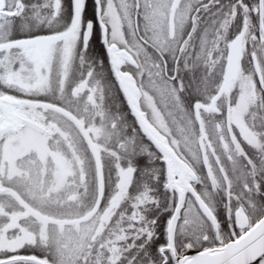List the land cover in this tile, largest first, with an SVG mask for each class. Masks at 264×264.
<instances>
[{"label":"trees","instance_id":"16d2710c","mask_svg":"<svg viewBox=\"0 0 264 264\" xmlns=\"http://www.w3.org/2000/svg\"><path fill=\"white\" fill-rule=\"evenodd\" d=\"M9 2L21 6L29 14L40 5L39 0ZM60 2L61 12L64 5L68 7V23L71 0ZM60 19V16L55 17L56 22ZM7 20L0 33L20 36L19 27L23 24L18 19ZM45 33L41 31L39 34ZM79 35L74 61L63 74L64 79L61 72L55 73L47 86L30 95L8 87L4 89L7 96L18 101L37 103L56 111L60 122L67 127H77L79 120L83 125L84 122L89 124L86 129L94 126V129L103 130L100 136L104 141H99L97 146L101 174H98L96 159L88 143L84 139L76 143L74 139L73 133L79 135L81 131L72 130L67 137L65 131H56L52 146H57V140L62 143L63 135L69 139V147L60 149L61 154L77 168V173H72L71 178L76 185L68 188L65 184L61 192H53L50 190L53 176L46 174L44 178L41 171L46 168L40 162V167L34 166L32 159L24 160L11 172L16 190L12 191L9 182L0 178L6 188L0 197V262L35 258L49 264H162L160 251L167 245V226L176 197L166 190V170L161 155L142 135L115 80L102 45L93 0H89L86 7ZM18 39L23 38L20 36ZM13 53L17 54L15 50ZM11 56L20 64L14 54ZM6 57L10 58V55H0L2 69L5 68ZM1 85L0 92L3 89ZM190 94L184 92L182 95L187 109L196 100ZM252 118V131L259 137V147L248 144L241 137L228 139L226 132L220 133L215 127L211 138L213 146L206 149L209 157L198 153L193 160L174 148L197 174L196 190L219 223L217 234L205 220L212 237L201 234L195 237L199 244L197 250L217 245L216 239L220 237L227 239L222 236L221 220L227 197L234 200L233 208H243L247 214V208L253 206L260 211V217L264 216V112ZM32 120L42 124L37 117ZM80 127L83 129L84 126ZM199 130L198 126L195 127V131ZM206 164L216 171L214 173H222L218 175L222 180L221 187L211 189V181L204 175ZM206 188L223 205L218 204L215 208L209 204L203 195ZM183 215L179 227L184 220ZM63 222L68 224L67 229L62 228ZM229 225L227 235H231L229 240H233L238 236V230L231 222ZM61 229L65 233L70 230L73 237H63ZM30 235H34L36 241L27 243L25 240Z\"/></svg>","mask_w":264,"mask_h":264},{"label":"rangeland","instance_id":"374dc122","mask_svg":"<svg viewBox=\"0 0 264 264\" xmlns=\"http://www.w3.org/2000/svg\"><path fill=\"white\" fill-rule=\"evenodd\" d=\"M60 1L61 0H39L40 5L32 9L29 14L26 13L25 9L21 8V6H16L17 4H14V2L11 3L9 0H0V12L15 15L14 20L18 19L21 24H23V26L21 25V27H19V34L23 39H30L43 35L39 34L41 31L42 33L47 32L44 35H54L67 32L70 29L73 18L72 0L70 7L71 19L68 23H66L68 7L64 5V10L61 12L62 6ZM93 1L95 3V0ZM172 3L173 0H100L103 9V23L108 29L110 44L112 43L118 46L121 50L129 51L138 64L136 68L130 67L126 71H130L131 74L133 73L132 75L135 77L139 88L142 90V111L146 113L148 120L158 131L160 129L170 138L172 144L170 140H168L170 145L172 147L174 146L173 149L176 148V150L188 155L193 160H196V155L198 153L205 156L206 149H210L209 147L213 146L211 139L213 136L212 133L215 127L219 126L222 128L219 129L221 131L220 133L226 132L225 135L229 137L228 139L241 137V139L248 144L259 147V137L252 131L251 122L253 119L252 117L257 114V110H264V88H261L262 90L258 93L259 89H257L255 82H252V79L246 72L243 76L242 84L240 85L239 94L221 103L220 109L222 111L223 121L214 123L215 125H213L212 122H210L211 118L205 117L203 125L199 128L200 130L195 131L197 124L193 113L194 103L199 101L205 104L207 103L208 105L218 92V89H220L219 87H221L222 67L211 64L210 58L207 62L206 58V54L208 55L211 52L212 55L214 54V49L209 51L208 40L213 36L217 37L219 33H208L202 36V41L199 46L197 45L198 57H194V46L188 42L189 40L186 41V47L181 53V44L176 41L174 43L171 37L172 35L169 32V14L163 19L158 18V12L161 9H166V4ZM58 16H60L61 19L56 22L55 17ZM135 16L139 17V22H142L143 25L147 24L158 30L157 35H148L147 32H144V35H147L163 54L168 65L169 77H173L176 72V82L172 83L166 79L162 61L155 57L153 58L150 53L142 48L140 42L137 40L133 27ZM7 19L11 18L4 16L0 18V30H3L2 26L8 22ZM184 20L183 17H180L177 19V24H180ZM160 24L164 28L162 31L158 28ZM214 24L218 27L220 26L219 21L214 22ZM215 28V25L212 26L213 32ZM79 34L80 31L69 43L61 44L53 48L47 67H42L38 63H27L21 56L20 50L16 49V42L21 40L18 39L20 36L16 34L5 35L0 33V55H10V58L6 57L4 70L1 65L3 62L0 63V83L3 89L8 87L7 89L11 88L12 90L30 95L37 93L43 87L47 86L51 80V76H55V73L61 72L62 78L63 74L68 71L71 63L74 61V54L76 53L75 48L80 38ZM159 35L161 36L159 37ZM217 40V43L220 44L221 41L219 38ZM14 50L17 54L13 53ZM13 54L18 58L20 64L12 60L13 57L11 55ZM176 62L178 63L177 67L174 66ZM125 69L126 67L124 70ZM3 89L0 92V99L9 97L16 100L11 96H7V92L5 89L3 91ZM184 92H190V95L196 98V100L191 103L190 109H187V107L185 108V104L183 103L182 95ZM18 103L17 112L36 126L24 123L17 134L0 140V178L9 182V187L12 191H14L16 185L14 181H12L11 172L17 165H21L24 160L28 161L31 159L34 161V166L38 165V167H40V162L43 168H46L41 171L44 178L47 177L46 174L50 177L53 176V183L50 182V190H53V192H61V188L65 184H68V188L73 184H77L71 180L72 173H77V168L74 167L73 164H70V160L67 157L61 154L62 151L60 149V147L63 146L64 148L69 147L70 142H68L69 139L66 137L72 130L81 131L79 135L73 131L74 139L76 143L79 142L80 139H84L88 143L96 159L98 174H101L98 164L97 146L99 141H104V137L102 140V136H100L103 130H99L98 128L94 129V126H91L90 129H86V126L88 127L89 124L84 122L83 125L79 120H77V127L72 129V127H67V125L60 122V118L56 111H50L46 106L24 101H18ZM36 117L37 121L42 124L38 125L32 120ZM1 119L2 121H0V124H3L5 122L3 115ZM59 123H61V125ZM80 126H84L83 129ZM257 127L260 128L261 126L258 125ZM56 131H65L66 137L63 135L61 139L64 142L62 141V143L57 140L58 144L54 147L52 146V140L56 137L54 135ZM73 160H76L75 157ZM75 164L81 169L78 163ZM214 172L216 171L210 169V165H205L204 175L210 179L211 189L222 186V180L219 178L222 173L216 174ZM0 184L3 186L2 181ZM203 193H205L203 195L206 196L205 198L209 201L208 203L213 207L217 208L216 206L218 204L223 205L219 199H216L212 195L208 188L204 189ZM227 198V202H224V214L221 216V220H223L222 236L227 239L223 237L218 238V240L216 239L217 245L230 241L229 237L231 235H227V231L231 227L229 225L230 222L236 227L235 214L238 208H233L234 200L229 197ZM194 203L195 201L191 199V196H188L182 212V215L184 214V220L181 223V227H179V221L176 229L177 232L179 227L180 237L177 240L179 255L187 254L190 251H198L196 246H199V244L195 237H198L200 234L206 237L211 236L210 229H208L205 223L207 219L200 212L196 203ZM247 210L250 212H247V214L248 216L250 215L253 222L261 218L259 216L260 211L256 209V207L250 206ZM226 220H229V222ZM67 225L66 222H63L62 228L65 227V229H67ZM59 231L63 233V237L65 238L66 236L69 239V236L73 237L70 230L66 231L67 234L62 231V229ZM83 233V235H85V230ZM25 241L27 243H32L36 240L34 239V235H30V238L28 236ZM51 241L56 242L53 239ZM83 241L84 239L82 238V242ZM211 241H213V238ZM164 255L168 257V263L172 264L169 253L165 252Z\"/></svg>","mask_w":264,"mask_h":264},{"label":"water","instance_id":"95a60500","mask_svg":"<svg viewBox=\"0 0 264 264\" xmlns=\"http://www.w3.org/2000/svg\"><path fill=\"white\" fill-rule=\"evenodd\" d=\"M87 0H72L73 18L70 29L67 32L37 36L32 39L17 42L16 48L22 51L25 61L38 63L45 67L48 62L50 51L55 46L68 43L78 32ZM97 16L101 30L102 44L112 67V71L118 87L125 99L131 115L135 119L142 135L161 155L162 163L166 170V190L176 196V205L167 227V247L161 250L164 256L168 252L174 264H259L264 260V216L254 225H250L248 216L241 208L235 215L236 226L242 233L240 236L226 244L209 247L200 251H190L179 255L175 250L176 229L188 196H191L198 206L200 212L218 232V221L204 200L196 192L194 184L198 177L191 167L183 161L170 145L168 138L161 134L148 120L146 113L141 109L142 92L134 76L124 71L127 66L136 68L138 66L134 57L126 50H121L116 45H110L108 40V29L102 22V8L100 0H97ZM243 58L242 37H237L229 45L228 64L225 77L219 92L215 95L210 105L202 103L194 104V117L199 126H202V113L210 114L218 111V103L224 96L234 93L238 83L240 64ZM255 70L260 83L263 85V77L260 67L255 59ZM18 101L11 98L0 100V111L4 117V123L0 124V139L9 134H17L22 124H33L23 118L18 112ZM0 121L2 119L0 118ZM36 126V125H32ZM5 190L0 184V196ZM167 262L166 256H164ZM17 262H29L33 264H49L35 258H14L2 261L0 264Z\"/></svg>","mask_w":264,"mask_h":264},{"label":"flooded vegetation","instance_id":"af4514ba","mask_svg":"<svg viewBox=\"0 0 264 264\" xmlns=\"http://www.w3.org/2000/svg\"><path fill=\"white\" fill-rule=\"evenodd\" d=\"M96 1L97 0H95V7L97 6ZM88 3L89 0H87L86 6ZM166 5V9L164 8L165 10L161 9L158 12V18L163 19L169 14V32L172 35L171 37L173 38L174 43L176 41L181 44V53L186 47V41L189 40L188 42L194 46V57H198L199 55L197 52V45L199 46L200 42L202 41V36L208 33H219L220 36H213L208 40L209 51L214 49V54L212 55V52L208 55L206 54V58L207 62L210 58L211 64L222 67L223 73L221 84L223 83L226 66L228 64L229 45L237 37H242L243 58L240 64V73L236 90L233 94L224 96L221 99L218 104V111L216 113H202V125L204 123L205 117L211 118L210 122L213 124L215 122L219 123L223 121V115L220 109L221 103H223L226 99L233 98L239 94L240 85L242 84L241 82L244 78V74L247 73L252 79V82H255V86H257V89H259L258 93L260 90H262L261 88H264V84L261 86L255 70L256 59L260 67L264 83V0H173L172 4ZM2 16L11 19H14L15 17V15H10L6 12H0V18ZM180 17H183L185 20L180 24H177V19ZM218 21L220 23L219 27L214 24V22ZM214 25L216 28L213 32L212 26ZM133 27L136 38L140 42L142 48L150 53L153 58L155 57L156 59L162 61L165 69L166 79L172 83L176 82V72L174 73L173 77H169L168 65L163 57V54L152 43V40L147 35V37L144 35V32H147L148 35L152 36L157 35L158 30L154 29L152 26L150 27L147 24L143 25L142 22H139V17L137 16L134 17ZM158 28H160V31L164 29L161 24ZM160 36L161 35H159V37ZM218 38L221 41L220 44L217 43ZM174 66L177 67L178 63L176 62ZM205 105H207V103ZM260 112L262 113L264 110L261 111V109H259L256 113ZM217 129L219 130L222 128L219 126Z\"/></svg>","mask_w":264,"mask_h":264},{"label":"bare ground","instance_id":"6f19581e","mask_svg":"<svg viewBox=\"0 0 264 264\" xmlns=\"http://www.w3.org/2000/svg\"><path fill=\"white\" fill-rule=\"evenodd\" d=\"M259 264H264V260H263V261H261Z\"/></svg>","mask_w":264,"mask_h":264}]
</instances>
